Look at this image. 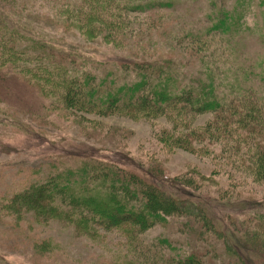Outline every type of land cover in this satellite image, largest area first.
Here are the masks:
<instances>
[{"label": "rangeland", "instance_id": "374dc122", "mask_svg": "<svg viewBox=\"0 0 264 264\" xmlns=\"http://www.w3.org/2000/svg\"><path fill=\"white\" fill-rule=\"evenodd\" d=\"M144 1L149 0H132ZM155 1L151 11L125 17L126 41L116 44L100 35L85 40L65 29L60 11L79 0H0V264H179L187 257L195 264H264L259 220L264 185L243 176L244 152L229 160L231 166L209 156L169 152L157 141L171 125L166 117L102 116L88 113V104L70 110L59 98L40 92L38 81L20 69L27 61L12 59L17 51L37 58L48 46L55 55L65 51L57 60L88 72L96 85L106 80L112 89L144 75L172 80L179 92L199 88L213 74V86L228 99L238 88L264 96V0ZM225 11L241 14L240 29L211 31ZM186 117L189 131L203 129L213 118L191 112ZM209 148L220 153L222 147ZM89 158L107 159L140 178L157 159L166 178H188L192 169L212 183H200L196 175L199 188L154 182L186 216H168L143 233L131 232L134 238L97 228L99 238L92 240L77 235L68 220L38 223L31 215L18 220L4 209L15 193L56 173L70 171L72 186ZM202 216L206 220L199 223L196 218Z\"/></svg>", "mask_w": 264, "mask_h": 264}, {"label": "trees", "instance_id": "16d2710c", "mask_svg": "<svg viewBox=\"0 0 264 264\" xmlns=\"http://www.w3.org/2000/svg\"><path fill=\"white\" fill-rule=\"evenodd\" d=\"M156 3L155 0L142 3L132 0H79L78 4L60 11L61 24L66 30H75L85 40L93 41L100 35L103 41L118 44L126 41L125 17L151 11ZM163 5V2L158 4L159 7ZM233 11L220 14L211 31L219 34L237 32L241 14L235 17ZM47 47L38 53L37 58L11 48L16 52L11 54L12 59L27 61L20 69L38 81L40 92L59 98L74 111H80L88 104V113L98 112L102 116L117 113L130 120L166 117L171 125L161 132L157 141L167 151L182 150L200 157H212L214 161L222 159L226 165H230L229 160L242 157L239 153L244 152L247 158L245 161L241 158L242 164L246 165L243 176L246 177V173L253 183L264 185L263 95L238 88L228 99L213 86V74L209 75L212 78L208 83L199 82L202 84L199 88L185 87L179 92L172 80L165 78L160 81V78L149 79L144 75L135 83L131 81L129 84L127 80L112 89L106 86V80L96 85L88 72L79 71L66 60H57V55L61 56L65 51L58 50L55 55L47 51ZM32 67L38 71L30 70ZM260 74L264 78V69ZM109 83L113 84V81ZM190 112L211 114L213 118L203 129L189 131L186 130V115ZM183 130L186 132H181ZM216 145L222 147L220 153L209 148ZM92 158L82 161L81 171L76 172L78 181H74L72 186L70 171L56 173L15 193L4 209L13 213L10 215H16L18 220L21 217L26 220L28 215L38 223L55 221L56 218L68 220L74 224L77 235L92 240L99 238L95 231L97 228L115 230L122 236L134 238L131 232L143 233L156 222L163 223L168 216H186L180 204L166 197L154 182L167 180L199 188L193 178L196 175L200 183H212L210 178L192 169L188 178H166L157 159L152 160L151 167L141 171L144 176L140 178L107 159ZM236 171L240 173V169ZM142 178L153 182L146 183ZM67 208L71 210L68 215ZM196 220L203 223L206 219L202 216ZM259 220L260 229L264 231V214ZM179 264H195V261L187 257Z\"/></svg>", "mask_w": 264, "mask_h": 264}]
</instances>
